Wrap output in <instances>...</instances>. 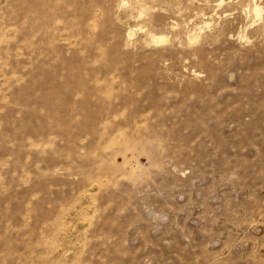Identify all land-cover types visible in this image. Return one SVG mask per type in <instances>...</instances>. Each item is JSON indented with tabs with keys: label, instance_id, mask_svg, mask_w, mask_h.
Segmentation results:
<instances>
[{
	"label": "rangeland",
	"instance_id": "obj_1",
	"mask_svg": "<svg viewBox=\"0 0 264 264\" xmlns=\"http://www.w3.org/2000/svg\"><path fill=\"white\" fill-rule=\"evenodd\" d=\"M127 2L0 0V264H264V0Z\"/></svg>",
	"mask_w": 264,
	"mask_h": 264
},
{
	"label": "bare ground",
	"instance_id": "obj_2",
	"mask_svg": "<svg viewBox=\"0 0 264 264\" xmlns=\"http://www.w3.org/2000/svg\"><path fill=\"white\" fill-rule=\"evenodd\" d=\"M121 1H122V4H121L122 7H130V4H129V2H127V0H121ZM220 1L222 2L223 0H220ZM135 5H136V8H137V11H138L139 16H142L146 12L145 11L146 9H144V7L141 6V5L139 6V4L138 5L135 4ZM126 9H129V8H126ZM260 12H261V10H259L258 7L255 6L254 9H253V13L255 14L256 17H260L261 16V13ZM193 36H195V34ZM151 40L155 44L156 43H161V42H164L165 41L164 38H162V37H155V36H151ZM197 40H198V36H195V37H193V38L190 39V42H196Z\"/></svg>",
	"mask_w": 264,
	"mask_h": 264
}]
</instances>
